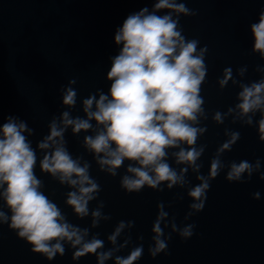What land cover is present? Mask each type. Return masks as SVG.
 <instances>
[{
  "label": "water",
  "instance_id": "1",
  "mask_svg": "<svg viewBox=\"0 0 264 264\" xmlns=\"http://www.w3.org/2000/svg\"><path fill=\"white\" fill-rule=\"evenodd\" d=\"M156 0H0V111L4 117L13 115L23 120L32 133L24 135L31 142L37 154L35 174L44 183L41 191L53 200L66 214L69 223L81 228H89L92 235L99 233L104 241V250L112 248L108 241L118 222L134 221L132 228H125L118 237L123 243L130 235L131 242L115 255L127 256L132 247L143 244L142 258L135 264H264V180L259 173L250 179L245 174V182H230L226 177L228 168L210 181V189L204 208L185 220L193 202L187 195L188 188L199 184L196 173L189 168L186 176L189 185L174 186L157 191L145 186L140 192H127L120 186V178L129 163L113 177L99 169L93 155L84 145L86 135H95L98 127L92 120L93 129L73 133L72 126L65 132L66 147L73 158L82 156L81 165L88 161L90 175L99 183L101 191L96 200L89 202V209L104 202L102 212L110 215V220L101 219L100 225L91 227L92 217L79 218L73 208L65 203L66 194L73 190L68 185L40 170L39 161L46 150L38 143L50 133V123L55 118L60 124L62 113L68 111L75 118H87L83 111V100L97 89L107 93L111 81L106 73L110 70L111 58L119 54L122 45L114 42L116 30L122 26L128 15L143 7L153 9ZM186 7L196 10L194 16H180L179 24L186 39H197L198 47L207 46L205 63L207 77L201 88L207 119L201 117V127L207 131L200 136L197 146L206 145L198 163H202L200 174L207 175L211 159L217 148L230 137L228 131H238L239 140L230 151H225L221 159L225 165L232 161H261L264 172V141L259 139V112L253 117L252 125L242 120L234 121L235 113L224 117L223 124L213 119L216 111L227 113L230 107L240 102L239 83L229 79L221 88L219 79L224 69L231 67L232 75L238 82L250 84L264 77V72L256 71L257 65L264 67V58L253 51L255 39L250 25L258 22L259 13L264 10V0H183ZM168 10L161 9L158 15ZM240 75L238 69L245 67ZM75 80V83L69 82ZM68 87L77 92L76 104L63 103ZM94 110V107H93ZM7 122L0 117V123ZM60 126H63L62 124ZM186 147V145H185ZM168 161L179 172L181 167L171 155L179 149H169ZM129 175H131L129 173ZM260 198L254 199L253 193ZM178 194L183 199L178 198ZM163 202L164 210L171 219L175 217L178 226L194 224V234L182 239L172 233L168 240V254L160 253L155 258L148 252L153 244L151 237L158 208ZM0 205L3 199L0 198ZM3 210L11 214L4 205ZM163 227V224L161 225ZM165 233L171 228H165ZM143 236V240L138 237ZM32 246L19 238L7 223L0 225V264H98L96 255L87 254L73 260L75 249L65 244V254L59 253L49 260L40 253L31 251ZM105 264H115L114 257Z\"/></svg>",
  "mask_w": 264,
  "mask_h": 264
},
{
  "label": "clouds",
  "instance_id": "2",
  "mask_svg": "<svg viewBox=\"0 0 264 264\" xmlns=\"http://www.w3.org/2000/svg\"><path fill=\"white\" fill-rule=\"evenodd\" d=\"M161 9L165 14L158 15ZM196 10L186 7L183 0H156L153 9L143 7L123 20L114 35V42L122 45L119 54L111 58L110 70L106 73L111 81L107 93L97 89L83 100V111L87 118H73L68 111L62 113L60 124L54 118L50 123V133L39 143L41 150H46L39 161L40 170L68 185L71 189L66 194L70 205L79 218L92 217L91 227L100 225L101 219L110 220L104 214V202L89 209V202L96 200L101 187L90 175V163L81 165L82 156L73 158L66 147L65 132L72 126L73 133L87 132L93 129L92 120L98 126L95 135H86L84 145L93 155L99 169L111 176H117L118 170L129 163L126 172L120 178V186L127 192H140L145 186L163 191L164 186L172 189L189 185L187 172L189 168L196 173L199 184L188 188L187 195L192 199L190 211L185 220L204 208L210 181L227 167L226 179L230 182H245V174L250 179L254 173L264 180L259 158L254 163L241 160L225 165L221 159L225 151H230L239 140L238 131L226 130L229 139L223 142L211 159L207 175L200 174L202 163H198L206 145L197 146V141L206 131V126H199L200 119H207L201 88L207 77L205 55L207 46L198 47L197 39H186L179 24L180 16H194ZM255 39L253 51L264 58V10L259 13L258 22L250 25ZM246 66L238 69L240 75ZM256 71L264 72V67L257 65ZM229 79L239 83L240 102L230 107L227 113L216 111L213 119L217 124L224 123V117L235 113L244 124L252 125L257 112L261 114L258 124L259 139L264 141V77L250 84L238 82L233 78L231 67L224 69L223 78L219 79L221 88L227 86ZM75 83V80L69 82ZM77 92L68 87L63 96V103L68 106L76 104ZM94 107V110H93ZM0 117L7 122L0 123V225L7 223L16 231L19 238L29 243L34 253H40L52 260L59 253L65 254V244L75 249L73 260H79L87 254L96 255L98 264L114 257L115 264H135L144 253L143 244L132 247L127 256L115 255L131 242L128 235L123 243H118L123 230L132 228L134 221L118 222L107 239L113 245L104 250V241L99 233L86 237L90 229L69 223L66 214L48 196L41 191L44 183L35 174L37 154L31 142L24 135L33 132L25 121L13 115ZM63 126H60V125ZM186 145V147H185ZM169 149H179L171 155L175 163L185 165L179 172L168 161ZM129 173L131 175H129ZM179 199H183L178 194ZM254 199L260 193H253ZM4 205L11 213L3 210ZM158 214L153 222L148 252L155 258L160 253L168 254V240L172 233H178L182 239L194 234V224L180 227L175 217H169L164 210V203L157 204ZM163 224V227L161 226ZM171 232L165 233V228ZM143 240V236L138 237Z\"/></svg>",
  "mask_w": 264,
  "mask_h": 264
}]
</instances>
